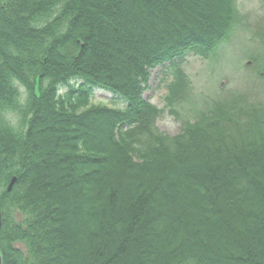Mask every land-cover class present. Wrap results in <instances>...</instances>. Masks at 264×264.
<instances>
[{"label":"trees","instance_id":"obj_1","mask_svg":"<svg viewBox=\"0 0 264 264\" xmlns=\"http://www.w3.org/2000/svg\"><path fill=\"white\" fill-rule=\"evenodd\" d=\"M237 1L0 0L3 264H264L263 104L118 138L150 130L152 72L213 52ZM97 90L125 110L67 106Z\"/></svg>","mask_w":264,"mask_h":264},{"label":"rangeland","instance_id":"obj_2","mask_svg":"<svg viewBox=\"0 0 264 264\" xmlns=\"http://www.w3.org/2000/svg\"><path fill=\"white\" fill-rule=\"evenodd\" d=\"M261 59L264 61V0H238L233 30L213 52L190 55L152 73L142 91L143 98L159 112L150 130L120 129L118 138L132 150H139L150 135L173 139L186 125L206 121L218 107L233 108L238 101L237 106L264 105ZM66 103L79 113L96 107L126 108L99 90L86 101L72 99Z\"/></svg>","mask_w":264,"mask_h":264},{"label":"water","instance_id":"obj_3","mask_svg":"<svg viewBox=\"0 0 264 264\" xmlns=\"http://www.w3.org/2000/svg\"><path fill=\"white\" fill-rule=\"evenodd\" d=\"M15 183H16V179L14 178L12 180V182L10 183V186H9V189H8L9 191H11L13 189ZM1 228H2V220H1V215H0V230H1ZM0 264H3L1 252H0Z\"/></svg>","mask_w":264,"mask_h":264}]
</instances>
